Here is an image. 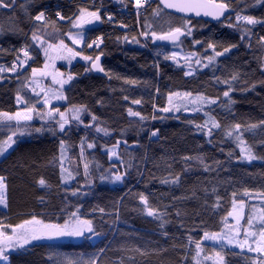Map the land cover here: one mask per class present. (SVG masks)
<instances>
[{
    "label": "trees",
    "instance_id": "1",
    "mask_svg": "<svg viewBox=\"0 0 264 264\" xmlns=\"http://www.w3.org/2000/svg\"><path fill=\"white\" fill-rule=\"evenodd\" d=\"M90 1L33 0L28 6L29 15H25L20 8L25 0H17V6L10 11L0 9V28L3 29L0 33V63H9L20 44H29V35L34 28L40 26L35 24L31 17L44 11L47 17L56 21L61 30L67 31L69 23L59 21L55 13L60 12L66 18L73 17L80 6L92 7ZM229 2L239 9L243 8L245 3L254 4L255 0H242L239 4L238 0H229ZM156 3H158L156 0L153 1L140 16L139 27L130 26V24L134 25L131 19L125 20V24L129 26L127 29L108 22L86 27L89 41L95 35L103 34L102 65L113 73V77L109 79L105 75L98 76L92 72H88L82 78L75 76L76 79L78 77L81 80L89 77L100 79V89L91 92L83 104L105 122L104 126L114 130L110 137H103L100 134L101 138L96 139L98 147L95 150H87V155L89 159L95 158L102 165L101 170L115 165L123 171L117 158L109 161L100 145L111 147L117 139L127 140L128 146L122 144L119 151L121 154L130 153L135 159L133 167L128 169V176L124 182H102L97 178L92 186L82 187L77 196H73L71 192L78 187V184H84L82 178L69 182L67 186L60 185L59 168L49 164V161L59 155L61 138L67 139L72 145L68 155L74 161L78 160L80 137L85 135L83 126L78 131L70 132L67 137H55L47 132L21 137L17 144L0 157V175L6 177L9 202L8 209L0 206V217L16 223L27 218L29 213H46L55 219L63 215L61 209L72 211L76 205H82L83 212L94 220L96 231L100 235L87 234L77 240L34 242L27 250H16L10 256L11 264H53L49 258L54 257L52 253L54 250L66 256L83 255L87 258L102 248L105 252L101 256L100 264H117L122 256L125 257V264H129L126 257L133 255L135 264H182L185 248L181 246L187 245V236L192 235L195 239H199L203 234L200 230L201 221L203 227L208 230H219L220 218L231 209L233 191H236L240 198L245 188L252 192L264 191V159L252 162L238 160L236 157L240 155L239 147L233 141L224 139L221 131L214 132L210 138L198 132L188 121L202 123L203 113L183 111L173 114L156 113L165 118L145 121L142 131H138L141 128L138 119L128 116L127 109L132 107L134 111L151 117L154 114L153 104L164 107L169 91L203 92L206 95L217 96L222 95L226 90L223 85H216L212 80L213 68L201 69L194 76L185 77L180 67L172 61L156 56L158 49L167 51L172 45L153 43L143 37H139L140 44L130 42L131 37L138 36L141 31L144 17L151 19V11ZM121 4L130 6L132 1L124 0ZM244 14L264 18V6L256 5L248 8ZM229 15L232 17L231 21L222 18L221 22L213 23L194 18L192 22L196 27L193 36L201 33L211 24L215 27H223L226 33L237 37L242 50L218 57L215 62V76L227 78L232 71L238 70L241 73V81L247 80L251 83L264 80V70L259 68L255 59L264 55V49L257 43L259 36L264 35V26L257 25L252 29V47L249 48L248 40L242 41L238 31L226 26L235 19L234 13ZM126 33L129 42L123 41ZM117 37L121 39L117 40ZM192 39L193 37H188L184 40L183 49L204 53L206 44L194 45ZM145 44L146 47L143 46ZM83 50L91 53L92 56L98 54L95 49L84 47ZM207 55H212L211 50L207 51ZM157 61L158 71L154 67ZM41 62L42 57L39 55L35 63L31 62L30 66H25L26 72L20 70L21 81L25 75H30V67L40 65ZM4 75L5 79L0 80V110L14 111L17 108L15 93L20 84L16 74ZM117 75L121 79H117ZM123 78L135 79L141 83L127 85ZM243 87L240 82L235 85L236 90L231 94L235 101L231 114L218 105L214 106L213 115L222 125L257 123L259 120H264V87L257 85L254 91H242ZM157 88L160 90L159 95L156 94ZM74 90L75 84L72 81L70 86L65 87L66 96L69 97ZM97 94L99 95L94 97ZM125 96L128 97L127 101L124 100ZM136 99H140L142 103L133 105L131 102ZM53 105L63 109L67 102L53 103ZM84 119L85 123H88L90 116L85 114ZM121 129H127L123 136L120 135ZM153 129H159L158 137L149 138L148 134ZM94 136L93 130L88 134V139L93 140ZM209 139L212 140L211 144L207 142ZM244 139L253 147L255 155L264 157V145L260 144V141H264V129L245 132ZM135 141H138V144L134 143ZM229 152H233L234 155L230 157ZM197 153L205 155L206 163L212 167V171H205L196 161L185 165L182 157ZM214 161H219L220 166ZM168 165H171L170 169ZM80 170L82 172V165ZM169 171L173 174H181L179 185L160 183ZM94 175L98 177L99 173L94 170ZM41 176L46 179L50 187L38 185L37 181ZM213 188L217 190L216 193L212 192ZM204 189H207V192ZM193 190L195 195L192 194ZM138 193L145 194L149 198V203L160 210H164V205H169L167 209L169 215L165 219L170 222L164 229L160 228V221L147 216L142 211ZM216 195L221 197L219 207H215ZM173 196L187 197V199L173 201ZM40 197L44 198L43 203ZM94 208H104L106 214L101 215L96 212L93 215ZM177 210L180 211V216L176 215ZM115 213H118V219ZM164 232H167V235H164ZM205 246L211 250L210 244ZM134 247L141 248L148 255L141 256L139 253L122 251ZM161 249L167 251L160 252ZM239 252L238 249L228 251L226 248L223 253L226 264H245V257ZM245 254L250 255L246 251Z\"/></svg>",
    "mask_w": 264,
    "mask_h": 264
},
{
    "label": "snow or ice",
    "instance_id": "2",
    "mask_svg": "<svg viewBox=\"0 0 264 264\" xmlns=\"http://www.w3.org/2000/svg\"><path fill=\"white\" fill-rule=\"evenodd\" d=\"M33 0H25V3L20 5L25 15H29L28 6ZM124 3V0H120ZM242 0H238V4ZM153 0H132V4L136 9L137 24H140L141 9L150 6ZM256 5L264 6V0H255V3L249 5L244 4L243 8L237 9L229 0H158L156 6L152 8L151 19L144 17L141 31L138 36L131 37V43L140 44L139 37L145 40H151L153 43L168 42L173 46L172 51H164L158 49L155 53L157 57L162 56L164 60L172 61L178 67L185 77H192L201 69L213 68L212 80L216 85H223L226 90L222 95L211 96L203 92L191 91H169L167 93V103L164 107H159L153 104V115L151 117L143 115L139 111H134L132 107L127 109L129 117L137 118L142 131L145 121L152 119H163L164 116L156 113L173 114L183 112L203 113V122L197 123L194 120H189L198 132L203 133L206 137H212L214 132L221 131L224 139L233 141L239 146L240 155L236 157L238 160L252 162L257 159H264L254 154L253 147L248 145L244 139L245 132H253L258 128L264 129V120H259L257 123H230L222 125L221 122L213 115L214 106H220L231 114L232 105L235 101L231 94L236 90L237 82L243 84L242 91L255 90L257 85L264 87V80L253 81L249 83L247 80L241 81V73L238 70L232 71L227 78L215 76V62L218 57L229 53L233 48L237 47L235 44H228L222 47V51H217V43L212 41H201L193 37V30L196 25L193 24L194 18L210 17L212 20L221 22L224 20L231 21L230 13H234V22L226 24L227 27L232 28L240 33V39L248 40V47L251 48V37L253 35L252 29L261 25L264 26V18H258L254 15L244 14L248 8ZM17 6V0H0V9L12 10ZM125 7L127 5L125 4ZM94 9V10H93ZM103 4L99 7L93 5L92 7H79L78 14L74 17H64L60 12L55 15L59 21H67L69 28L67 31L61 30L56 21H52L46 16L44 11H40L34 17H31L35 24L40 25L34 28L31 34V44H26L20 49L16 50L17 55L12 61L11 66L0 65V80L5 79V73L16 74V79L20 84L15 93V101L17 108L15 111L0 110V131H3V139H0V155L6 153L11 149L18 140L24 136H32L34 134L50 133L55 137H67L73 130H80L83 126L85 132L84 136L80 137L78 160L74 161L68 152L72 148L67 139H59V155L54 156L49 164L58 166L59 181L61 186H67L69 182L83 179L84 184L72 190L71 194L77 196L84 186H92L95 179L100 181H109L111 183H122L128 176V169L133 167L135 157L130 153L121 154L120 146L123 144L128 146L127 140L117 139L115 143L109 147L107 145H100L105 150L108 160L117 158L119 164L123 167V171L115 165L107 169H102V165L95 158L89 159L87 150H95L98 145L96 139L103 137H110L114 130L104 126L105 122L101 121L94 113H91L87 105L70 104L61 111V107L54 106L53 101L57 103L68 101L65 95V86L69 85L75 79V74L69 72L67 75L60 72L56 67V61L64 60L71 65L73 60L78 57L85 61L90 67H85L84 72H98L107 76L109 79L113 77L110 70H106L101 63V58L104 52L101 50L104 44L103 34L96 36L89 41L86 36V26L95 25L97 23H112L115 19L114 15L108 13L106 16L102 15ZM155 22V23H154ZM166 26V27H165ZM121 27L127 29V24L121 23ZM51 28V31H49ZM159 28V30H157ZM91 30V29H88ZM3 29L0 28V33ZM193 37L192 44L203 45L206 44L205 52L185 51L181 46L185 39ZM117 37V40H120ZM69 41L70 43H66ZM124 42H129L127 33L123 36ZM257 43L264 49V35L259 36ZM77 46H81L77 50ZM144 47L147 44L143 45ZM95 49L98 54L95 56L84 55L83 48ZM211 50L212 55H207V51ZM22 53V57L20 54ZM36 53V55H33ZM42 53L43 65L41 67H31L30 75H25L24 79H20V70L27 69L26 65L29 62L35 63L37 57ZM261 70H264V55L255 58ZM181 61L183 63L181 64ZM154 67L159 70V62L154 64ZM117 79H121L118 75ZM50 79V84L44 83L45 80ZM127 85H138L141 82L135 79L123 78ZM147 83V82H144ZM159 88L156 89V94L159 95ZM127 101L128 97L125 96ZM223 101H226L223 102ZM99 103V102H98ZM133 105H140V99L133 100ZM85 114L90 116L88 123H85ZM36 118L40 122L39 127H34ZM177 119L179 117H176ZM94 130V139L89 140L88 134ZM127 129H121L120 135L123 136ZM159 129H153L149 132V138L158 137ZM209 144L212 140L207 141ZM223 142V141H221ZM134 143L138 144V141ZM264 145V141H260ZM223 151V149H221ZM231 157L233 152H229ZM127 156V159H125ZM185 165H190V162L196 161L205 171H212V167L206 163V157L203 153H197L192 156L182 157ZM217 166H220L219 161H214ZM82 165V172H81ZM171 168V165H168ZM99 173L98 177L94 175ZM187 171V168H185ZM182 177L180 173L173 174L171 171L164 176L161 184L179 185ZM41 187H50L46 179L41 176L37 181ZM8 184L6 177L0 175V206L8 209L9 202L7 196ZM67 190V189H66ZM207 192V189H204ZM213 188L212 192L216 193ZM195 195V190H193ZM139 200L142 205V211L149 217H153L160 221V228L164 229L165 225L169 223L165 219L168 215L169 205H164V210L158 207H153L149 203V198L143 194L138 193ZM231 209L227 211L226 215L222 216L219 221V230L210 231L203 227L201 221L200 230L202 235L199 239H195L192 235L187 236V245H182L185 248V255L182 257V264H226L224 250L234 251L239 249V254L245 257V264H264V191L252 192L245 188L241 194L242 198L238 197L236 191L232 192ZM41 203L44 198H39ZM179 199H187V197H172L173 201ZM256 200L257 203H249V201ZM221 197L216 195V205L220 206ZM174 207V204L172 205ZM99 212L101 215L106 214L104 208H94L92 214ZM63 214L59 218H52L46 213H29L27 218L19 220V222L11 223L4 217H0V264H11L10 256L16 250H27L32 247L34 242L38 241H52L65 237L81 238L87 234L92 236H99L100 233L96 231L94 220L88 218V214L83 212L82 205H76L74 210L66 211L61 209ZM118 219V213H115ZM176 215L180 216L179 210ZM62 221V222H61ZM183 226V225H181ZM167 235V232H164ZM211 244V250L207 248L206 244ZM194 246V247H190ZM217 247L219 250H217ZM245 250L247 254H245ZM124 253H139L141 256L148 255L147 252L139 247L122 249ZM155 251V250H154ZM160 252L167 251L161 249ZM105 249H99L98 252L92 253L87 258L81 255L80 258L72 260L68 257L49 259L53 264H100L101 256ZM129 264H135L133 256L126 257ZM190 258V259H189ZM117 264H125V257L122 256Z\"/></svg>",
    "mask_w": 264,
    "mask_h": 264
},
{
    "label": "rangeland",
    "instance_id": "3",
    "mask_svg": "<svg viewBox=\"0 0 264 264\" xmlns=\"http://www.w3.org/2000/svg\"><path fill=\"white\" fill-rule=\"evenodd\" d=\"M111 1L114 3H120V0H111ZM80 7H84V6H80ZM77 14H78V10H77V13L75 15H77ZM49 31H51L50 28H49ZM31 34L29 35V44L32 43V41L30 39ZM193 37L197 40L212 41V42L217 43V51H222L221 45L226 47V46H228V44L237 45V47L233 48L229 53H233V52L242 50V47H241L240 43L238 42L237 37H235L233 35H229L228 33H226L224 31L223 27H221V28L215 27L212 24L207 26L201 33H198V34L194 35ZM66 43H70V42L66 41ZM80 47L81 46H77L78 51L80 50ZM172 50H173V46L169 47L167 51L170 52ZM185 51H187V50H185ZM40 55L42 57L41 64L36 65V66H32V67H41L43 65V55H42V53ZM84 55H92V54L84 51ZM182 63H183V61H181V64ZM56 67L59 69L60 72L65 73V75H67L69 72H71V73L75 74V76L77 75L79 78H82L83 76H86L87 73L84 72V69H85V67H89V64H87L85 61L81 60L78 57L76 60L72 61L71 65H69L67 61L58 60V61H56ZM30 72H31V67H30ZM78 77H77V79L75 78L73 80L74 84H75V90H74V93L73 94L71 93L70 96L68 97L66 107H68L70 104H75V105L83 104L91 92L98 91L101 87L100 79L97 77H89V78L83 79V80L79 79ZM44 83L50 84V79L45 80ZM193 94H195V93H193ZM98 95L99 94H97L94 97H97ZM53 102L56 103V101H53ZM62 102H64V101H61L59 103H62ZM166 103H167V100H166ZM166 103H165V105H166ZM63 110H64V108L61 109V111H63ZM186 113H190V112H186ZM39 126H40V122H39L38 118H36L35 123H34V127H39ZM0 139H3V131H0ZM1 156L2 155H0V157ZM249 203H257L259 206V202L256 200L249 201ZM77 239H79V238L65 237V238L58 239V240H77ZM211 247H212V245H211ZM217 250H219L218 247H217ZM52 253H53V256L56 258L68 257L72 260H76V259L80 258L79 256H74V257L72 255L66 256V255L62 254L61 252H59L58 250H54Z\"/></svg>",
    "mask_w": 264,
    "mask_h": 264
},
{
    "label": "built area",
    "instance_id": "4",
    "mask_svg": "<svg viewBox=\"0 0 264 264\" xmlns=\"http://www.w3.org/2000/svg\"><path fill=\"white\" fill-rule=\"evenodd\" d=\"M90 4L93 6H97L99 7L101 4H103V10H102V15H107L108 13H111L114 15L115 19L112 23H110L111 25H116L121 27V23L125 24V20L127 19H131L133 24H130V26H138L137 24V15H136V9L134 8V6H127L125 7V5H111V4H107L105 3L103 0H91ZM144 9H141V14L143 13ZM128 25V24H127ZM99 36V35H96ZM96 36H94L92 39H94ZM23 46H18L16 48V50L20 49ZM17 53V51H16ZM20 56L22 57V53L20 54ZM23 58V57H22ZM15 59V57L11 60L12 61Z\"/></svg>",
    "mask_w": 264,
    "mask_h": 264
},
{
    "label": "water",
    "instance_id": "5",
    "mask_svg": "<svg viewBox=\"0 0 264 264\" xmlns=\"http://www.w3.org/2000/svg\"><path fill=\"white\" fill-rule=\"evenodd\" d=\"M158 1V0H157ZM197 19H202V20H204V21H207V22H210V23H213V22H217V21H215V20H212L210 17H200V18H197ZM98 24V23H97ZM97 24H95V25H97ZM89 26H91V25H89ZM155 43H159V44H170V43H168V42H160V41H157V42H155ZM102 59H103V56H102V58H101V63H102ZM89 67H90V65H89ZM92 73H94V74H96V75H98V76H103L104 74H102V73H98V72H92Z\"/></svg>",
    "mask_w": 264,
    "mask_h": 264
},
{
    "label": "crops",
    "instance_id": "6",
    "mask_svg": "<svg viewBox=\"0 0 264 264\" xmlns=\"http://www.w3.org/2000/svg\"><path fill=\"white\" fill-rule=\"evenodd\" d=\"M1 65V64H0ZM16 102V101H15ZM54 103V102H53ZM57 103V102H56Z\"/></svg>",
    "mask_w": 264,
    "mask_h": 264
}]
</instances>
